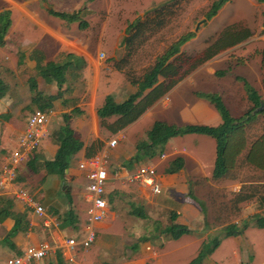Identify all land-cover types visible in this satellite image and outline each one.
<instances>
[{
	"label": "crops",
	"instance_id": "obj_1",
	"mask_svg": "<svg viewBox=\"0 0 264 264\" xmlns=\"http://www.w3.org/2000/svg\"><path fill=\"white\" fill-rule=\"evenodd\" d=\"M58 3V0H0V12L10 11L11 20L10 27L4 36V44L0 46V55L4 54L3 50L7 40L11 38L12 43L17 39L16 35L20 31L21 40L12 44L32 45L28 51L25 48L21 50L25 56L20 55L21 58L16 60L15 65L24 64L26 67L35 69L34 57L42 56L45 62L58 60L56 58L63 54H60L61 48L63 46L74 48L73 44L84 50V53L78 56H81L86 62L79 76L68 82L69 84L75 82L76 79L82 80L85 92L81 100L69 109L55 108V112H49L45 128L46 135L33 158L17 169L16 179L12 185L0 189V199L11 202V213L23 217L22 226L24 227L22 231L9 236L14 226V218L1 219L0 217V264H5V261L12 256L21 255L27 247L39 246L42 243L49 244L50 251L44 259L36 264H187L196 257L203 241L216 233H220L218 237H222V229L226 226V224H220L222 218L220 213L223 212L221 203L217 202L218 216L209 215L204 204L206 201L204 194L208 192L202 191L213 187L214 190L221 192L225 186L227 187L223 183L227 176L221 179L212 178L216 157L215 141L209 136L200 134L174 137L166 142L160 156L134 161L136 144L146 140V133L154 122H163L175 127L186 125L219 126L222 120L218 111L214 105L200 98L198 94H218L233 118L243 115L246 111L239 115H233L222 93L225 85L232 84L230 77H233L235 82L238 81L237 78L244 79L243 74L235 73L237 67L240 66H237L238 63L233 64L230 73L217 76L216 73L228 71L230 66L225 65L215 70L213 68V72L208 73L207 69L201 68L207 61L202 63L165 95L156 100L136 121L112 135L106 130L104 132L100 129L96 111L102 106L106 95H111L116 102H121L128 95L134 93L136 87L129 81L125 82L123 77L118 79L116 73H112L110 69L108 74L105 73L97 57V49H103L101 44L100 46L93 44L90 46V42L86 40L67 36L66 32H62L60 29L62 24H65L64 21L50 15L51 11L74 13L88 8L85 10L86 13L84 12V20L89 27L85 17L89 15L87 13L92 12L91 6L95 5L97 0L91 2L87 0L65 1L66 4H63L61 9L58 8ZM65 6L68 7L65 8ZM34 24L39 28L36 32L33 30ZM25 29L28 31L27 33L24 32ZM28 33L30 37L26 36ZM64 37L70 41L62 39ZM59 41L63 45L62 47H60ZM11 48L18 52L12 46ZM242 88L244 91L243 84ZM123 93L127 94L124 99L121 98ZM244 94L246 96L245 91ZM246 101L248 102V100ZM64 116L69 117V126L73 130L74 136L82 142L83 147L71 157L62 179L56 174L47 173L43 164L54 159L58 149L56 133L64 125ZM25 122L15 134L17 138L25 128ZM50 122L54 124L50 125ZM138 135L141 137L137 140ZM1 138L4 143L1 145L2 141H0V171L8 157V154L6 156L4 152L7 148L5 145L13 146L15 144V142L11 143L9 134L8 136L0 134V140ZM111 138L116 139V144L113 147L109 146ZM95 140H100L103 146L93 156H105L107 162L108 180L104 194L106 201L109 200L111 192H114L116 200L128 194L134 198L136 203L140 204L139 206L150 208L149 212L147 210L148 214H144L145 218L134 216L139 221H145L149 216L155 224L154 229H157L158 216L163 214L166 218L162 229L174 223L186 226L192 233L184 234L177 240H171L161 234V229L150 236L152 241L145 238L143 233L135 238L139 239H137L134 251L130 255L121 251L114 254V237H122L123 229L114 227L116 214L108 210L107 216L102 221L93 224L97 237L94 245L92 244L93 248L91 245L88 248L77 246L75 249H70L67 240L75 238L78 242L83 237V226L86 222L88 206L84 200L87 170L80 169L79 164L88 159L85 156L86 147ZM177 159L180 160L181 168L170 172L169 170ZM136 162L151 164L156 168V178L161 187L160 194H153L147 186L131 183L127 178L126 181H123L129 174L126 165ZM122 163L125 166H121ZM112 168L117 170L113 174ZM18 189H25L43 207V216L37 215L32 208H28L22 202L14 199V191ZM0 208V212H2L1 204ZM170 216L175 217L173 222L170 220ZM206 224L210 228L207 231L204 227ZM246 231L240 236L221 239L218 248L202 264H223L219 261L223 262L225 259L236 263L240 259L241 252L249 254L248 259L251 255L255 256L256 250L253 248L261 249L262 247L255 236L258 232L247 233ZM115 240L117 243L122 241L119 238ZM263 241L264 239L261 240V242ZM90 247L92 249L88 250ZM98 249L101 250V255L96 253Z\"/></svg>",
	"mask_w": 264,
	"mask_h": 264
},
{
	"label": "rangeland",
	"instance_id": "obj_2",
	"mask_svg": "<svg viewBox=\"0 0 264 264\" xmlns=\"http://www.w3.org/2000/svg\"><path fill=\"white\" fill-rule=\"evenodd\" d=\"M65 1L70 2L71 0H58L59 9L63 8L62 5L66 4ZM167 1H169V4L165 5V7L161 9V13L153 20V24L161 21L163 25L139 37L131 46L125 45L123 39L127 37L125 33L126 26L137 18L144 19V13L147 10ZM214 1L215 0H97V3L91 6V8H93L92 12L87 13L89 15L85 17L89 23V27L86 30L80 31L77 28V21L75 23L64 21L65 24H62L60 29L62 32H66L65 34L67 36H75L81 40L90 42V46H100L101 44L103 49H97V57L102 69H104L107 74L110 69L112 73H116L118 79L123 77L125 82H128L129 77H140L148 67L153 65L155 59L182 35L190 32L194 33L195 36L181 47V52L184 55V59H195L204 52L222 32L228 31L241 34L243 31L247 30L250 34L249 38L233 47L221 51L216 57L203 64L201 68L207 69L208 73H211L213 72V68L215 70L229 65L230 69H232L233 64L238 63L237 66L240 67H237L235 73H240V75L243 74L242 77H244V79L242 80L249 83L260 95L262 102H264V89L262 86L264 66H261V58L264 54V26L262 24L264 20L262 16L264 12V2L257 3L253 0H230L214 17L206 19V13ZM67 7L68 6H65V8ZM85 10L80 13L81 20H84ZM204 19L205 22L200 25L196 31V24ZM26 29L24 30L25 33L28 32ZM38 29L37 25L34 24L33 30L36 32ZM17 34V39L13 40L12 43L17 42L19 39L21 40L20 31ZM26 36L30 37L29 33ZM10 39L6 42L3 50L4 54L0 55V78L8 86L6 97L0 100V114L7 116V121H0V134L7 136L9 134L11 143L14 144L15 142L16 144L17 135L15 134L24 121H26L27 116L33 110L38 109L37 106L31 102L32 95L28 88V78L31 76L36 77L37 88L44 97L56 95L57 88L54 84L46 85L43 80L36 75L34 69L26 67L24 64L15 65L16 60L21 58L20 55L25 56L24 52L22 53L21 50L25 48V50L28 51V48H30L32 44L24 46L18 43L12 44ZM62 39L67 42L70 41L66 37ZM59 43L60 47H62L63 45L60 41ZM73 45L74 48L63 46L60 54L70 52L80 55L84 53L83 49L75 44ZM11 46L17 49L18 52H15ZM101 53L103 54L102 57L100 56ZM59 56L56 59H59ZM185 67L186 66H183V68ZM230 80L232 84L224 86L225 89L222 91L223 97L226 98L233 115H239L241 112L247 111L251 106L249 102L246 101L247 99L242 88L243 83L240 80L235 82L233 77H230ZM62 91L61 97L56 99L54 104H52L51 110H48L50 113L52 111L55 112V108H71L81 100L85 92L81 79H76L75 82L64 85ZM72 94L74 95L72 96ZM126 95V93H123L121 98L124 99ZM263 122L264 116L260 117L249 129H247L249 139L261 134ZM53 124V122H50V125ZM100 129L104 131L103 128ZM140 137L141 135H138L136 139L138 140ZM0 141H2V145V143H4L3 138H1ZM15 144L13 146L4 144L5 147H7L6 150H4L6 156L7 154L9 156V153L15 148ZM109 161L108 159V164L110 165ZM142 164L144 163L136 162L131 163V165H126L129 173L128 176ZM120 165L125 166L124 163ZM112 170V174L117 171L116 168H112ZM127 177H125L123 181H126ZM207 180H209V178H207ZM223 183H225L227 187L225 186L221 192L219 190H214L213 187L202 190L203 192H208L204 194V198H206L204 204L207 207L209 215L218 216L216 212L219 210L217 202H220L223 211L220 213L222 216L220 224L229 225L237 221L238 223L236 225L241 227L244 222H247L246 232L250 233V231H257L258 233H256L255 236H257V242L261 244L262 247L261 249L259 247L253 248L256 250L255 256L251 255L250 259H248L249 254L245 252L243 254V252H241L240 259H238L236 263H233L230 259H225L223 262L219 261V263L261 264L264 261V241L261 242V240L264 239V229H261L263 230L262 232L258 230L259 228L256 229L252 216L264 215V173L239 163L237 168L230 172L229 176L223 180ZM240 199L243 200L241 201ZM107 201L109 212L113 211L116 214V223H114V227L123 229L122 237H114V254L121 251L130 255L132 251H134V245H136L137 239H139H135L138 235L140 236L144 233L143 236L149 238V241H152L153 239L150 236H152L155 231H160L165 224L166 217L163 214L158 216L159 222L157 223V229H154L155 224L149 216H147V220L142 222L134 217V215H132V209L134 207L140 208L144 214H148L147 210L149 212L150 208L139 206L140 204L136 203L134 198L130 197L128 194L116 200L114 192H111L109 193V200L107 199ZM207 226L209 225L206 224V226H204L206 228L205 231L210 229ZM219 234L220 233L210 235L207 241L220 236ZM116 238L122 239V241L117 243L115 240ZM93 245L91 246L92 248ZM91 247L88 250L92 249ZM96 253L101 255V250H96Z\"/></svg>",
	"mask_w": 264,
	"mask_h": 264
},
{
	"label": "trees",
	"instance_id": "obj_3",
	"mask_svg": "<svg viewBox=\"0 0 264 264\" xmlns=\"http://www.w3.org/2000/svg\"><path fill=\"white\" fill-rule=\"evenodd\" d=\"M89 2L93 0H87ZM230 0H215L206 13V19H211L217 12ZM257 3H263L264 0H253ZM169 1L156 5L144 13V19L137 18L129 23L125 29L127 37L123 42L127 46H131L139 37L150 31L160 28L163 23L161 21L153 24V20L161 13V9ZM85 10V8L83 9ZM82 10V11H83ZM81 10L74 13H65L51 11L50 15L62 21L78 22V29L84 30L88 27L86 21L80 19ZM155 15V16H154ZM264 17V12L262 13ZM11 24L10 11L0 12V46L4 44V36L6 35ZM264 26V20H263ZM194 33L182 35L172 43L160 56L155 59L152 66L148 67L138 78L129 77L128 81L136 87V91L127 96L121 102H116L111 95H106L102 106H100L96 115L101 128L110 134H116L123 130L126 126L136 121L156 100L165 95L180 80L186 77L196 67L210 60L218 53L227 48L233 47L247 38L250 34L247 30L240 33H231L228 31L222 34L209 45L195 59L185 58L181 52V47L194 37ZM36 62L35 73L45 84H54L57 88L56 95H48L44 97L37 88L35 76L28 78V88L32 95L31 102L42 111L51 110L53 102L61 97L62 87L79 76L84 69L86 62L78 55L67 53L59 56L58 60L45 62L41 57H34ZM183 66H186L183 68ZM261 66H264V54L261 58ZM231 69L224 72L216 73L217 76H223L230 73ZM243 83L244 91L248 102L251 104L249 110L238 118H233L226 109L221 97L218 94H198L202 99L210 102L218 111L222 123L217 127L186 125L183 127H175L167 125L163 122H154L146 133V140L139 141L136 144V154L134 161L142 158H154L160 156L166 142L174 137H180L187 134H200L209 136L214 139L216 144V157L214 168L212 171L213 179H221L228 177L230 172L237 168L239 163L259 170L264 173V122L261 126V134L249 139L247 129L254 124L260 117L264 116V109L257 111L262 103L260 95L246 81L237 78ZM264 89V76L262 79ZM8 93V86L0 78V100ZM7 120L6 115H0V121ZM69 117L64 116V125L59 128L56 133V141L58 149L52 161H46L43 164L47 173L56 174L63 179L64 171L67 169L71 157L80 151L83 147L82 142L74 136L73 130L69 126ZM103 143L95 140L86 147V158L92 157L101 149ZM181 168L180 160L177 159L170 172H174ZM241 201L243 199H240ZM2 212L1 219L7 217L14 218V226L9 236L22 231L23 217L11 213V202L9 200L0 199ZM1 209V208H0ZM69 214V213H68ZM132 215L145 218L141 209H132ZM253 223L256 228H264V215H253ZM174 216H170L173 222ZM247 222L241 227L236 224L226 225L222 229V237H215L211 240L203 241L200 250L195 258L187 264H202L203 261L212 254L220 245L221 239L228 237H236L243 234L246 230ZM192 233L186 226L172 223L168 227L161 230L171 240H177L184 234ZM8 244V243H7ZM10 245V244H9Z\"/></svg>",
	"mask_w": 264,
	"mask_h": 264
},
{
	"label": "built area",
	"instance_id": "obj_4",
	"mask_svg": "<svg viewBox=\"0 0 264 264\" xmlns=\"http://www.w3.org/2000/svg\"><path fill=\"white\" fill-rule=\"evenodd\" d=\"M102 57L103 54L101 53ZM49 111L40 109L33 110L26 118L25 128L16 140V147L12 149L7 160L0 171V189L12 185L16 179L17 169L27 164L34 156L46 135V124ZM116 139L109 142L113 147ZM105 156H93L79 164L80 169H86L87 183L85 186L84 200L88 204L86 208V222L83 226V237L77 242L75 239L67 240L70 249L77 246L88 248L96 238L93 224L102 221L108 213V204L104 197L105 187L108 180ZM127 180L133 183L145 185L153 194H160L161 187L156 178V168L151 164L140 165ZM15 200L22 202L26 207L32 208L39 216L44 215V209L39 205L25 189L14 191ZM50 251L47 243L39 246H29L24 249L21 255L8 258L5 264H36L45 258ZM264 264V261L261 263Z\"/></svg>",
	"mask_w": 264,
	"mask_h": 264
},
{
	"label": "water",
	"instance_id": "obj_5",
	"mask_svg": "<svg viewBox=\"0 0 264 264\" xmlns=\"http://www.w3.org/2000/svg\"><path fill=\"white\" fill-rule=\"evenodd\" d=\"M204 22H205V19H204V20H201L200 22H198V23L196 24L195 30L197 31L198 28H199V26L202 25ZM262 109H264V102H262V103L260 104V107L257 109V111H260V110H262Z\"/></svg>",
	"mask_w": 264,
	"mask_h": 264
}]
</instances>
